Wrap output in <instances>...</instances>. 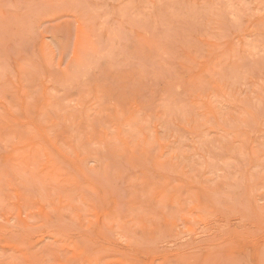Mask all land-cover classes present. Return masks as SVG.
I'll return each mask as SVG.
<instances>
[{
    "label": "rangeland",
    "instance_id": "rangeland-1",
    "mask_svg": "<svg viewBox=\"0 0 264 264\" xmlns=\"http://www.w3.org/2000/svg\"><path fill=\"white\" fill-rule=\"evenodd\" d=\"M0 264H264V0H0Z\"/></svg>",
    "mask_w": 264,
    "mask_h": 264
}]
</instances>
